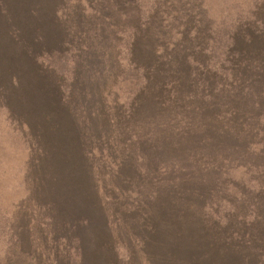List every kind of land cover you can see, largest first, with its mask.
I'll return each instance as SVG.
<instances>
[{
  "label": "rangeland",
  "instance_id": "374dc122",
  "mask_svg": "<svg viewBox=\"0 0 264 264\" xmlns=\"http://www.w3.org/2000/svg\"><path fill=\"white\" fill-rule=\"evenodd\" d=\"M250 32L258 39L247 43ZM45 36L53 48L38 47ZM246 45L256 49L253 55L243 51ZM263 46L264 0H0V264H78L80 256L66 242L46 235L38 204L43 192L54 191L47 179L60 176V161L67 159L75 165L76 181L63 197L73 206L82 202V192L92 186L91 174L77 165L83 147L91 163L98 159L100 164L93 169L104 181L98 182V201L120 212L131 210L130 198H141L121 196L110 186L107 156H128L137 137H152L147 119L133 106L136 98L147 96L142 67L152 61L146 53L157 50L158 59L151 58L156 62L190 66L195 91L224 94L228 100L231 91L221 84L230 79L240 78L239 87L252 94L245 71L260 78ZM73 48L81 54L88 50L93 73L76 64ZM175 64L164 73L166 89L178 86ZM240 95L236 107L244 115L235 132L241 154L221 159L214 170L209 197L216 214L206 220H221L213 227H223L224 240L231 237L239 261L248 256L253 264H264V251L259 254L264 250V106L248 111ZM62 101H69L66 108ZM166 114L162 131L173 135L193 128L186 112ZM234 130L235 125L229 128L235 136ZM108 207L101 210L102 220L110 215ZM247 228L252 247L245 245ZM259 230L263 239L256 237ZM94 233L83 237L87 259L95 261L96 252L111 255L104 244L114 236L119 240L115 251L134 254L140 262L139 248L123 242L127 237L98 240ZM154 253L150 246L146 256Z\"/></svg>",
  "mask_w": 264,
  "mask_h": 264
},
{
  "label": "trees",
  "instance_id": "16d2710c",
  "mask_svg": "<svg viewBox=\"0 0 264 264\" xmlns=\"http://www.w3.org/2000/svg\"><path fill=\"white\" fill-rule=\"evenodd\" d=\"M72 33L74 34V31ZM251 34L250 32L246 35L248 39L245 42L252 43L258 39L254 40ZM46 41V36L42 37L38 47L43 50L53 48L45 44ZM246 46L248 47H244L243 51L253 55L250 51L256 49L252 48V45ZM73 49L76 51V64L80 68L83 67V70L93 73L92 68L87 65L88 59L91 58L88 50L81 54L80 48ZM261 50L264 51V46ZM157 53V50L146 53L148 55L146 59L152 61L142 67L147 96L143 101L141 97L136 98L133 104L140 110L138 114L143 116L144 120L147 119L150 126L147 130L151 131L152 137L146 139L145 134L142 138L137 137L128 156L112 159L107 156L110 186L117 189L121 196L135 193L142 199L130 198L131 202L127 207L131 210L122 207L120 212L112 205L109 208L108 203L98 201L102 196L99 193L98 182L104 181L93 169L98 170L100 164L98 159L94 164L91 163L87 148L83 147L77 151L82 160L77 162V165L91 174L92 186L82 192V202L79 201V205H70L63 195L68 189V184L76 181L73 171L75 165L68 159L60 161V176L56 174L47 179L48 185L52 183L50 188L55 192H43L42 202L38 204L43 211L44 220L41 224L45 227L46 235L66 242V245L80 256L78 264H99L97 260L100 258H102L100 264H136L134 254L120 255L115 251L119 240L114 241L112 236L114 234L127 237L128 242H123L139 248L141 256L139 255L140 262L137 264H142V255L145 264H240L241 261V264H253V260L248 256L245 258L243 256L239 261L238 255L231 248L234 245L231 237L224 240L223 227L219 229L213 227L214 221L215 226H219L222 224L221 220H206V217L216 214L209 197L214 190L212 186L214 170H218L221 159L234 158L236 157L234 155L240 153L235 132L237 120L241 121L244 115L242 109L236 107L237 100L243 99L240 93L249 104L248 111L251 107L260 109L264 106L262 105L264 65L258 62L262 68L260 78H253L245 71L250 78L251 95L249 89L239 87L240 78L237 81L230 79L225 81L224 85L221 84V87L231 91L227 100L224 94L218 96L211 92L195 91L192 82L197 78L191 73V67L184 64H181L182 67L178 66L175 64L177 61L173 64L177 69L174 75L178 78V86L166 89L164 73L173 64L152 60V56L158 59ZM189 79H192L190 86ZM255 81H260L261 85H254ZM67 102L69 101H62L60 104L66 108ZM169 109L186 112L188 123L190 125V118L192 125L194 124L193 128L191 129L190 125L187 130H180L181 133L173 135H170L169 131H162L164 123L162 117L168 116L166 112ZM92 113L94 110L91 109ZM125 115L129 117V114ZM233 125L235 136L229 132ZM85 139L88 137L85 136ZM201 142L206 143L199 147ZM44 169L42 167V170ZM104 205H107L110 215L102 220L101 210ZM123 205L125 206V203ZM206 205L208 212L205 209ZM96 208L99 209L98 214ZM87 213L94 214L98 220H91L90 214ZM253 213L255 218L259 217L257 212ZM250 215L252 217V214ZM93 229L98 240L112 236V241L104 244L111 255H108V252L104 254L96 252L97 258L96 255L93 257L95 261L87 259L88 255L83 252L82 245L85 239L83 237H86V234L90 235ZM38 231L43 233L42 227H39ZM259 231L257 238L263 235L262 230ZM244 235L245 245L250 242L249 246L252 247L253 236L250 230L248 229ZM20 241L18 237L19 244ZM150 246L155 249V253L148 257L146 251ZM262 251L264 250L260 249L259 254Z\"/></svg>",
  "mask_w": 264,
  "mask_h": 264
}]
</instances>
